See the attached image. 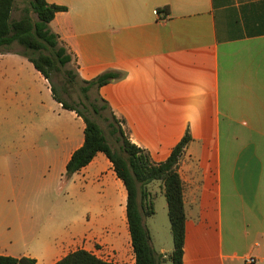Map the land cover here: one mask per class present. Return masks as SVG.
Listing matches in <instances>:
<instances>
[{
    "label": "crops",
    "instance_id": "0c3cea01",
    "mask_svg": "<svg viewBox=\"0 0 264 264\" xmlns=\"http://www.w3.org/2000/svg\"><path fill=\"white\" fill-rule=\"evenodd\" d=\"M47 1L67 7L50 26L74 55L81 79L124 73L99 94L125 121L122 127L133 144L160 163L190 133L179 165L187 216L184 264H248V258L264 264V0ZM31 65L12 50L0 52L1 77L17 68L18 81L33 83L34 91L46 90L55 100L40 72L35 69L34 80L25 75ZM70 112L74 129L64 132L61 122L54 131L50 124L43 129L67 145L58 152L65 173L84 143L79 134L81 129L84 135L85 123ZM77 177L84 180L89 209L97 213L81 234L71 226L64 237L35 236L24 251L12 239L9 191L0 184V255L55 264L84 249L117 264L104 257L110 249L121 264H136L128 194L112 162L99 153L69 180ZM153 202L155 214L145 223L153 247L166 257L172 252L171 225L157 227ZM41 206L32 205L34 213Z\"/></svg>",
    "mask_w": 264,
    "mask_h": 264
},
{
    "label": "trees",
    "instance_id": "16d2710c",
    "mask_svg": "<svg viewBox=\"0 0 264 264\" xmlns=\"http://www.w3.org/2000/svg\"><path fill=\"white\" fill-rule=\"evenodd\" d=\"M29 6L19 19H13L12 13L16 0H0V52L10 50L15 44L23 48V56L28 58L35 69L52 82L53 75L61 74L63 68L71 63L76 64L74 55L68 49L61 36L50 26L57 13L66 11L67 7L51 4L47 0H27ZM36 15L37 19L33 17ZM120 71H106L98 77L86 81L76 72L69 71L64 83H77L81 87L80 104L86 113L69 104L59 94L57 87L52 85L54 99L63 108L74 111L85 123L84 143L77 149L66 166L65 177L70 179L75 173L89 165L94 158L103 153L112 162L117 176L123 181L127 194V219L136 264H184V248L186 239V209L184 202V182L179 173L180 162L192 141L189 132L173 149L170 157L155 162L149 151L133 144L123 129L124 120L119 119L107 101L99 94L101 87L124 77ZM53 83V82H52ZM95 90L96 102L90 101L89 92ZM88 101V105L85 102ZM102 102L99 106L97 103ZM110 112L106 117L111 134L121 136V150L117 151L110 144L100 122L92 117V112L102 117V112ZM161 181L168 205V217L173 237V251L166 257L158 254L152 245V236L145 219L155 214L153 196L147 186ZM141 197V202L139 201ZM0 264H36L35 259L28 257L16 258L0 255ZM55 264H115L97 257L84 249L76 250Z\"/></svg>",
    "mask_w": 264,
    "mask_h": 264
},
{
    "label": "rangeland",
    "instance_id": "374dc122",
    "mask_svg": "<svg viewBox=\"0 0 264 264\" xmlns=\"http://www.w3.org/2000/svg\"><path fill=\"white\" fill-rule=\"evenodd\" d=\"M27 6H29L27 0H16L12 18H21ZM33 17L37 19L35 14ZM10 50L21 55L24 52L17 44ZM35 71L32 64L31 70L26 71L25 75L34 80ZM69 71L76 72L74 62L63 68L61 74H54L53 83L48 80L49 84L51 88L53 84L57 87L65 101L86 113L87 111L80 104L83 86L80 80L77 79V83L66 84L69 93L64 90ZM19 73L21 72L15 68L7 71L6 76H0V184L5 185L9 191L7 206L11 209L10 219L14 221L11 225L12 239L15 241V247L24 251L33 246L35 236L36 239L50 238L54 234L64 237L70 233L71 226H76L81 234L87 221L94 217L97 210H90L91 204L87 198H84L83 178L69 180L65 177V166L59 160L58 152L62 145L63 149L67 145L60 142L58 134L43 130L46 124H50L54 131L55 122L57 125L59 122L62 123L64 132L71 127L74 129L77 125L76 117L69 110L62 109L46 90L34 91L31 87L33 83L18 81ZM89 96L90 101L96 102L95 90L90 91ZM85 104L88 105V101ZM97 104L101 106L102 102ZM89 114L100 122L113 148L120 151L121 136L112 135L108 121L105 120L106 117H110V112L103 111L102 117H98L93 112ZM63 137L65 138V135ZM82 137L84 135L80 129L79 138ZM150 190L156 201L155 221L157 227L162 229L163 224L166 225L169 221L162 182H152ZM34 204L43 205L40 213H34L37 211L32 208ZM149 218L145 219L148 224L151 223ZM33 226L36 228L34 235ZM35 246H37L36 242ZM169 246L173 251L171 230ZM109 251L111 254L104 257L121 264L115 250L113 252L109 249Z\"/></svg>",
    "mask_w": 264,
    "mask_h": 264
},
{
    "label": "built area",
    "instance_id": "2783aa9c",
    "mask_svg": "<svg viewBox=\"0 0 264 264\" xmlns=\"http://www.w3.org/2000/svg\"><path fill=\"white\" fill-rule=\"evenodd\" d=\"M154 13H155V15H158V17H162V19L166 18L159 11H154ZM254 261L255 260L253 258H248L247 259V263L248 264H252V263H254Z\"/></svg>",
    "mask_w": 264,
    "mask_h": 264
}]
</instances>
